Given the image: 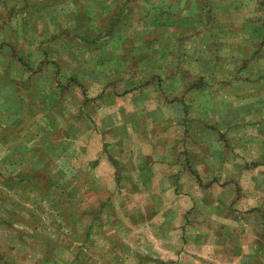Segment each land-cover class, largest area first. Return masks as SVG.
<instances>
[{
    "label": "rangeland",
    "instance_id": "1",
    "mask_svg": "<svg viewBox=\"0 0 264 264\" xmlns=\"http://www.w3.org/2000/svg\"><path fill=\"white\" fill-rule=\"evenodd\" d=\"M199 47L203 73L186 61ZM196 89L207 107L241 96L232 132L258 134L252 151L264 162V0H0V264L223 262L200 234L221 194L200 186L190 206L183 194L196 175L156 169L141 151L154 138L128 135L181 134L190 121L183 106L171 104V123V106L160 103L193 100ZM256 168L252 181L241 170L200 180L244 177L256 214L238 226L260 234L257 252L241 258L264 264Z\"/></svg>",
    "mask_w": 264,
    "mask_h": 264
},
{
    "label": "crops",
    "instance_id": "2",
    "mask_svg": "<svg viewBox=\"0 0 264 264\" xmlns=\"http://www.w3.org/2000/svg\"><path fill=\"white\" fill-rule=\"evenodd\" d=\"M198 42L202 47H205L202 41ZM196 51L201 52L203 49L199 47V50L196 48V50L192 51L190 54L192 57L186 59L189 64L187 67L191 68L192 72H196L194 70L195 68L198 72L203 73L208 67L205 65V63L208 64L207 61H204L205 59L208 60V57L206 58V55L201 53L196 55ZM200 92L201 91H199V89H196L194 91L196 98L193 100L191 99L190 101L185 100L186 102L184 99L178 100L175 98H171L168 102L161 100L162 103H160V105L167 113L168 109L166 105H169L172 108V115L166 114V116L170 117L171 123H176L177 117L176 110L174 111V114V108L171 104L176 106L180 103L183 106L184 115L182 116L190 121L186 130H183L181 134H166L165 132L164 134H136L139 136L128 135L132 138H141L140 140L154 138L155 142L149 144V148L142 144L143 148L141 151L143 153L142 155L149 154L152 156L155 164H157L156 169L165 171L185 169L187 171H191L193 173L192 175H196L197 183L194 182V184H192V192H186L183 194L187 202L190 203V206H192L194 202H199L200 198L198 190L200 189V186L207 187V189L213 194L217 192L221 194L219 195L218 202L219 209L212 210L207 218L208 220H211V222H213V219H217V228H212L210 224L211 222H206L205 224L203 223L206 234L200 233L204 236L206 241H208L207 238L208 235H210L208 244L210 241H214L210 245L211 249H216L218 246L219 252H223L225 254L224 256L226 257H223L221 253L218 254L219 262L224 259V261L220 262V264H255L258 261V256L257 260H251L250 262L241 258L249 251L250 253L255 250L257 252V244L260 234L258 228L256 227H246L243 232L240 231L241 228L238 226V223L241 222L239 220L250 218L256 214L255 210L252 209L253 207L255 208L256 204H252V198H249L250 195L245 197L243 194L244 187H246L243 184L244 177H241V179L237 181L238 184L232 183L228 180H221L218 176L205 178L206 182H204V184H202L200 179H202L203 176L217 170H241V172H248L247 174L250 175V181L256 179L251 169H254L256 166L258 168L260 164H262V167L264 168V162L259 160V156H262L263 153L258 152L255 149L252 151V145L256 141L258 134H244V137L242 138L240 134L232 132L233 130L231 127H234L232 126L233 123H235L241 116V114L238 115L237 113H242V110L238 108L243 107L241 105L242 100L240 95L229 93L228 96L233 98L231 102L229 100L220 101L217 96L210 98V104L207 107L203 106L199 100V96L202 95ZM203 93L206 94L207 91L203 90ZM128 103L129 102H126V104ZM191 107H193V109H191ZM222 109H229L226 112L228 116L223 114L224 112H221ZM12 110L18 113L17 105L13 106ZM209 116L215 117L216 120L213 125L208 126L207 120L210 118ZM195 118H197L196 121L203 122L202 127L194 122L193 119ZM165 122H168V120H165ZM220 123L221 125L217 127ZM225 123L229 126V130H227ZM214 127L218 130L214 129ZM212 129L217 132L219 131L218 134L206 133L207 130ZM225 130H227V133ZM124 137L127 136L125 135ZM108 138H110V134L108 135ZM227 140L229 141L227 142ZM257 142L258 139L256 143ZM248 144L249 148H247ZM180 147H182V149H180ZM202 149H205L207 153H203V151H201ZM182 155L184 156L181 160L179 158ZM248 175H246V177ZM246 203L251 204L250 208H241V206L246 207ZM213 236H216L217 241H215ZM234 237L235 242L236 239H238L237 241H239V243L236 242L238 244H233L231 242ZM223 240H226V242L224 243ZM236 245H238V250L241 251L240 255L231 254V252L236 250ZM202 249L204 250V248ZM207 250H209V248ZM207 250L205 246L203 255H206L205 251ZM210 256L214 257L213 254ZM230 257L234 258L230 260Z\"/></svg>",
    "mask_w": 264,
    "mask_h": 264
}]
</instances>
